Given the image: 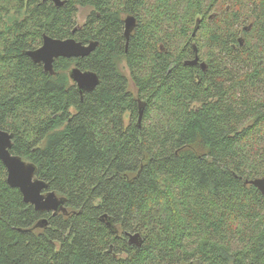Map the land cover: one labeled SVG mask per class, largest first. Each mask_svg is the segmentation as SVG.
<instances>
[{
	"label": "trees",
	"instance_id": "trees-1",
	"mask_svg": "<svg viewBox=\"0 0 264 264\" xmlns=\"http://www.w3.org/2000/svg\"><path fill=\"white\" fill-rule=\"evenodd\" d=\"M62 1L0 0V128L65 198L35 210L0 160V264H264V0ZM43 34L98 45L50 74Z\"/></svg>",
	"mask_w": 264,
	"mask_h": 264
},
{
	"label": "water",
	"instance_id": "water-1",
	"mask_svg": "<svg viewBox=\"0 0 264 264\" xmlns=\"http://www.w3.org/2000/svg\"><path fill=\"white\" fill-rule=\"evenodd\" d=\"M53 1L58 6L62 5L64 2L62 0ZM124 22V35L126 40H128L129 34L136 26V18L133 15H127ZM198 24L199 20L196 22L192 32L193 35ZM239 41L241 43L242 39H239ZM97 45L98 42L96 40L84 44L72 37L59 39L43 34L41 45L37 48L26 50L24 53L32 62L42 64L44 71L54 74L53 62L56 58L84 57L92 52ZM194 49L195 52H197L195 46ZM197 63L202 70L207 68L206 62L199 61L197 54H195L193 59L184 61V64L189 65ZM69 77L76 84L80 94H83L85 91L93 90L99 84V77L95 72L91 70H81L77 66H73L69 70ZM141 113L142 110H140V115ZM12 137L13 135L11 133L0 128V160L6 168V179L8 184L18 188L24 202L33 205L35 210L56 214L63 205L65 198L58 196L55 191L46 190L48 185L44 180L35 176L36 166L32 162L25 161L19 155L11 153ZM245 183L256 187L264 196V177L246 179ZM46 222L44 218L41 220L42 224H46ZM125 234L128 244L137 247L142 245L143 238L139 232H126Z\"/></svg>",
	"mask_w": 264,
	"mask_h": 264
},
{
	"label": "rangeland",
	"instance_id": "rangeland-1",
	"mask_svg": "<svg viewBox=\"0 0 264 264\" xmlns=\"http://www.w3.org/2000/svg\"><path fill=\"white\" fill-rule=\"evenodd\" d=\"M89 12H90V8H88V7H85V8L79 7L78 8V11H77L76 16H75V20H76L77 25L83 24V22L86 20V17H87ZM121 67H122L123 71L128 74V70L125 67V64L123 62L121 64Z\"/></svg>",
	"mask_w": 264,
	"mask_h": 264
},
{
	"label": "flooded vegetation",
	"instance_id": "flooded-vegetation-1",
	"mask_svg": "<svg viewBox=\"0 0 264 264\" xmlns=\"http://www.w3.org/2000/svg\"><path fill=\"white\" fill-rule=\"evenodd\" d=\"M127 15H132V14H127ZM127 15L124 16L123 21L125 20ZM124 30H125V22L123 23V35H124ZM130 34H129V36H130ZM124 37H125V35H124ZM125 40H126V38H125ZM126 42H127V40H126ZM199 61H201V60H199Z\"/></svg>",
	"mask_w": 264,
	"mask_h": 264
}]
</instances>
